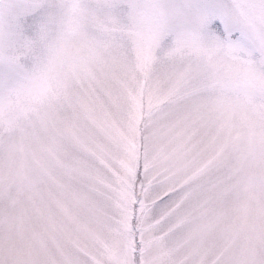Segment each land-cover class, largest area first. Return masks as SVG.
Wrapping results in <instances>:
<instances>
[{
    "label": "snow or ice",
    "instance_id": "obj_1",
    "mask_svg": "<svg viewBox=\"0 0 264 264\" xmlns=\"http://www.w3.org/2000/svg\"><path fill=\"white\" fill-rule=\"evenodd\" d=\"M0 264H264V0H0Z\"/></svg>",
    "mask_w": 264,
    "mask_h": 264
}]
</instances>
